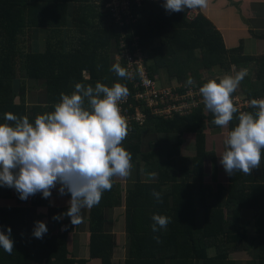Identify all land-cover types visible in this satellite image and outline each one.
<instances>
[{"label":"trees","instance_id":"1","mask_svg":"<svg viewBox=\"0 0 264 264\" xmlns=\"http://www.w3.org/2000/svg\"><path fill=\"white\" fill-rule=\"evenodd\" d=\"M105 2L0 0V122H4L8 111L27 115L34 122L37 115L53 111L60 94L71 93L77 82L94 86L99 81L111 86L120 80L111 71L110 56L120 29L105 9ZM164 3L165 0L145 2L140 8L141 17L132 28L140 38L146 62L151 59L147 66L153 76L165 69L179 82L186 83L192 77L203 85L201 69L211 71L218 65L228 70L232 64L238 69L252 68L254 64L258 66L256 80L260 84L256 86L247 75L232 95L242 93L238 97L249 101L264 98V53L245 54L241 42L227 48L221 32L204 13L198 12L188 19L189 10L168 13ZM71 24L78 33L74 35L73 31L72 39L70 32L65 41L60 37L57 42H51L47 37L43 48L38 50L36 45L40 47V44L32 35L29 50L19 46L21 37L24 39L27 33L34 34L36 30L38 35L40 29L49 27L62 33L64 28H61ZM251 35L264 38V33L251 31ZM20 75L44 82L46 104L29 107L26 84H20ZM120 82L130 90L129 80ZM201 107L196 106L185 115L174 114L169 119L148 116L143 126L133 123L123 144L137 166L136 182L124 193L114 183L110 191L103 193L99 205L89 210L90 258H99L102 264H114L118 239L105 230V213L107 209L123 206L129 242V257L124 264H235L231 255L248 249L245 227L240 224L242 209L253 212L257 256L260 263L264 261V157L253 175L235 172L228 175V184L218 180V159L206 149V132L221 127L214 125L213 114ZM242 108L244 112L256 111L250 106ZM237 123L238 119L234 118L228 131ZM151 131H161L164 136L150 143V150L145 151L144 138ZM188 134L193 136L192 154L181 155L180 148ZM207 159L212 161L211 180L215 185L204 181ZM141 166L155 171L156 180L145 182L139 173ZM152 189L162 193L163 203L153 198ZM48 204L49 198H43L41 193L32 196L33 206ZM154 213L170 218L167 229L152 232ZM29 214V207H0V229L6 232L10 226L14 241L11 255L0 248V264H87L86 258L77 259L69 250V234L78 229L69 217L56 221L54 231L38 239L29 228ZM154 235H159L161 242Z\"/></svg>","mask_w":264,"mask_h":264},{"label":"clouds","instance_id":"2","mask_svg":"<svg viewBox=\"0 0 264 264\" xmlns=\"http://www.w3.org/2000/svg\"><path fill=\"white\" fill-rule=\"evenodd\" d=\"M207 6L208 0H165L163 4L168 13L203 10ZM111 71L120 80L111 86L99 81L94 86L77 82L71 93L60 94L53 111L37 115L34 122L27 115L18 116L11 111L0 122V186L15 189L19 198L26 201L37 193L47 199L59 185V195L70 194L69 207L53 219L69 217L74 227L83 222L82 211L99 205L103 193L113 188L117 178H130L133 172L132 153L123 144L130 129L120 108L130 90L120 81L132 80L136 75L144 80V72L139 68L134 74L119 62L112 64ZM247 75L246 68L233 69L232 74L219 80L209 79L198 89L205 109L214 116V125L228 128L234 118L238 119L226 133L224 151L219 154L220 163L230 176L235 172L250 175L261 167L264 157V98L249 101L255 113L240 111L233 100L232 94ZM194 84L193 78L188 77L186 86ZM139 173L145 182L157 178L155 171L144 166ZM151 195L163 203L161 192L152 189ZM151 219L153 233L167 229L171 222L159 213ZM47 232L45 221L35 222V238L42 239ZM153 238L161 242L159 235ZM0 248L9 255L13 252L10 226L6 232L0 229Z\"/></svg>","mask_w":264,"mask_h":264},{"label":"crops","instance_id":"3","mask_svg":"<svg viewBox=\"0 0 264 264\" xmlns=\"http://www.w3.org/2000/svg\"><path fill=\"white\" fill-rule=\"evenodd\" d=\"M154 1H159V0H154ZM252 1L262 2V5H260L257 9L259 11L258 13L260 15V18L259 20L255 18L254 22L252 21V18L255 17L256 13L253 10L254 5L251 3ZM238 9L241 11V13L239 12ZM189 12H191V10H189ZM198 12L204 13L212 21L214 26L221 32L227 48L235 47L239 45L241 42L243 46V53L245 54L257 55L260 53L261 54L264 53V38L255 37L251 35V31H253L256 34L264 33V0H208L207 8L203 10H199ZM193 17L194 16L192 15L190 16L187 13L188 19H191ZM237 19H243L244 21L243 24L240 23L238 24ZM155 42L156 39H154L153 43ZM115 55H116V48L114 47L110 51L112 64L116 63L117 61ZM215 68H213L212 70H214ZM202 70H204L205 73L212 72V70L206 71L205 69H201L200 74ZM30 81L32 82L33 80ZM33 83L37 84L38 82L34 80ZM37 85H39V88ZM37 85H35V89H33L32 88L33 86L31 85V87H29V92L27 93L26 103L29 105L30 108L37 104L47 103V93H46L47 91L44 82L41 81ZM30 91L32 93L33 98L28 97ZM184 142H186V140ZM190 144L191 147L192 143L190 142ZM190 149L192 150V147ZM204 169L206 171V168ZM217 169H219V171H222V167L221 164H219V162L217 165ZM258 170L259 168L253 169L250 175H253ZM217 178L221 182L228 184V174H226L225 179L222 175H217ZM58 188L59 185H57L56 189H53L52 196L49 197V204L47 206H33L32 196H30L26 201L21 200L19 198V194L15 191V189L8 188L5 186H0V207H29L30 214L28 215L27 219L29 223V228L32 231V233L35 226V222L41 220L47 223L48 232H53L55 228V223L57 221L53 219V216L56 214L63 213L64 209L67 206H69L68 201L70 200L69 194H66L64 196L59 195ZM113 211H114L113 209L106 210L105 213V217L107 220L106 227H108L107 224L110 223L114 224L115 222H117L116 218L114 217L115 211L114 213ZM108 213L110 214L108 215ZM252 214L253 212L250 209L241 210L240 224L245 227V231L248 237V249L246 251H242L234 254L233 258L235 264H264V261H262V263L259 262L257 256L258 239L256 238L254 222L252 220ZM82 215H83V222L79 224L78 229L76 231L71 232L68 237V247L71 252V255L77 259L86 258L87 264H102L101 259L90 258V254H89L90 232L88 229L89 213L87 212V209L82 211ZM115 216H117V214ZM86 223H87V230L86 227H84ZM124 230H125V226H124ZM119 241H120V237L117 240V246L120 245V243H118ZM247 255H249V258H246Z\"/></svg>","mask_w":264,"mask_h":264},{"label":"built area","instance_id":"4","mask_svg":"<svg viewBox=\"0 0 264 264\" xmlns=\"http://www.w3.org/2000/svg\"><path fill=\"white\" fill-rule=\"evenodd\" d=\"M154 0H106L105 9L118 25L119 38L116 42V62L123 64L134 74L142 68L144 80L139 75L129 80L130 95L120 104L131 131L133 123L143 126L149 117L171 118L174 114L185 115L194 107L202 106L199 85L186 86V83L176 82L174 85H157V76H153L145 60L146 53L140 46V38L132 30L141 17L140 8L145 2ZM125 28V29H124ZM131 36V37H130ZM129 88V87H128ZM259 99V98H257ZM234 103L243 111V106H249L248 99L233 97Z\"/></svg>","mask_w":264,"mask_h":264},{"label":"rangeland","instance_id":"5","mask_svg":"<svg viewBox=\"0 0 264 264\" xmlns=\"http://www.w3.org/2000/svg\"><path fill=\"white\" fill-rule=\"evenodd\" d=\"M253 5H254V8L253 10L255 11V17L252 18V21L254 22L255 21V18L259 20L260 18V15H259V11L257 10L258 7L260 5H262V2L261 1H252L251 2ZM259 3V4H258ZM246 4V3H245ZM256 4V5H255ZM200 9H196L194 11L191 10V12L188 11V15H192V16H195L196 13L199 11ZM239 10V9H238ZM239 12L241 13V11L239 10ZM90 19L94 20L95 18H91ZM243 19H237V23L239 24H243ZM74 27L76 26H73L71 24V26H67L65 25L64 27H62L61 29H63V32H59L58 29H54V28H42L40 29L38 33V35H36V31L34 32V34H31V33H27L26 36L24 37H21V42L19 43V46H22L24 48V50H29V46H30V40H31V36L33 35V40H36L37 43L40 44V47H38V45H36V48L39 50L43 48V45L42 43L45 42V38H49V40H51V42H57L58 39L60 37H63V40L65 41V39L67 38V34H69L70 32V35L69 37H71L72 39V36H73V31H74V35L78 33H76V31L74 30ZM68 28V29H67ZM59 33V34H58ZM68 40V39H66ZM154 41V40H153ZM75 43V42H74ZM110 50V49H109ZM196 54L199 56L200 52L199 50L197 49L196 50ZM261 54V53H260ZM147 56L145 57V60L147 61ZM148 62H151V59L150 61ZM147 62V64H149ZM216 67V68H215ZM214 70H212V72L210 73H205L204 70L201 71V78H200V81L204 80L205 82L208 81L209 79H213V78H221L222 76L226 75V74H232L233 73V69L235 70H240V69H243V68H246L248 70V75L251 77V80H254V84L256 86H258L260 83L256 80L257 77H256V73L258 72V66H254V64L252 65V68H250L251 66H245L243 68H235L234 65H230V68L228 70H226L225 68L221 67V66H215ZM204 72V73H203ZM156 76H157V85L159 86H165V85H174L176 84V82H179L177 81L175 78H171L167 72L165 71V69H160L159 71H157L156 73ZM25 75V74H24ZM24 75H20L19 77H21L19 79V82L20 84H26V97H27V93L29 92V87H31V85L33 86L32 88L35 89V85H37L39 82V80H35L36 82H38L37 84L36 83H33L34 82V79H29V78H26ZM86 75L88 76V73H86ZM264 76V74H263ZM30 80H33L32 82ZM43 82V81H42ZM198 81H196L195 83H197ZM32 83V84H31ZM30 85V86H29ZM38 88H39V85H37ZM240 88V86H239ZM238 88V89H239ZM241 95H244L242 93H239V96ZM29 98H33L32 97V93L30 91L29 95H28ZM199 103L202 104V109H204V111H206L205 107H204V104H203V101H199ZM153 117V116H152ZM228 132V128H220L219 130H207L206 132V136H207V140H206V149L208 151H211L213 152L214 156L216 157V159H218V162L219 164L220 163V156L219 154L222 153L224 151V144H223V140H224V137L226 135V133ZM162 136H164V133H161V131H158L156 133H154L153 131L149 132L146 137L144 138L145 141H144V145H143V150L145 151H149L150 150V143H153L154 141H156L157 139L161 138ZM185 140L186 142H184L182 145H181V152L180 154L181 155H187V154H191V147L193 148V143H192V146L190 147V140L193 141V136L188 134V136L185 137ZM189 140V141H187ZM188 143V144H186ZM142 164H144V161L142 160L141 162ZM133 172H132V176L130 178H127V179H120V178H117L115 180L114 183L118 184L121 188H122V191L123 193L125 192V190L127 188H130V187H134V183L136 182V176H137V166L135 163H133ZM222 167V171H219L217 172V174L219 175H222L225 179L226 177V174L225 173V170L223 168V166L221 165ZM204 168H206V171H205V175H204V181L205 182H212L213 185L214 184V181L211 180V176H210V173H212V161H210L209 159L205 160V163H204ZM142 179H145L144 177L141 176ZM125 201V198L124 200ZM84 211V210H83ZM115 211V215L117 214V216L114 215V217L116 218L117 222H115L114 224H107L108 227H106V230H108L110 233H114L116 235V239H119L120 237V241L118 243H120V245H118L115 249V253H114V257H113V260H114V264H124V260L127 259L129 257V242H128V234L125 232L124 230V226H125V222H124V207L121 206V207H118L116 208ZM113 211V213H114ZM87 212L89 213V210H87ZM110 213H108L109 215ZM119 220V221H118ZM122 223V224H121ZM84 227H86V230H87V223L84 225ZM107 231V232H108ZM88 233V231H87ZM210 255H212L214 252L211 251L209 252ZM234 254L231 255V257H233ZM246 258H249V255H247Z\"/></svg>","mask_w":264,"mask_h":264}]
</instances>
